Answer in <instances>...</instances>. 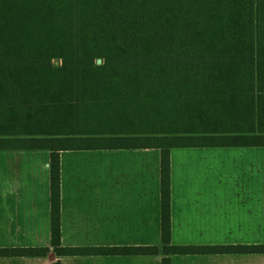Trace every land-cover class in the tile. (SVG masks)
I'll return each instance as SVG.
<instances>
[{
	"label": "trees",
	"instance_id": "trees-1",
	"mask_svg": "<svg viewBox=\"0 0 264 264\" xmlns=\"http://www.w3.org/2000/svg\"><path fill=\"white\" fill-rule=\"evenodd\" d=\"M247 146L264 147V0H0V150L50 152L57 257L264 254L170 245V149ZM138 148L161 151V250L63 247L59 153Z\"/></svg>",
	"mask_w": 264,
	"mask_h": 264
},
{
	"label": "crops",
	"instance_id": "crops-1",
	"mask_svg": "<svg viewBox=\"0 0 264 264\" xmlns=\"http://www.w3.org/2000/svg\"><path fill=\"white\" fill-rule=\"evenodd\" d=\"M63 247L143 248L161 242V151L59 153ZM170 245H264V147L169 151ZM50 152L0 150V249L48 247L0 264H264V254L57 257L50 246Z\"/></svg>",
	"mask_w": 264,
	"mask_h": 264
},
{
	"label": "rangeland",
	"instance_id": "rangeland-1",
	"mask_svg": "<svg viewBox=\"0 0 264 264\" xmlns=\"http://www.w3.org/2000/svg\"><path fill=\"white\" fill-rule=\"evenodd\" d=\"M54 64H55V65H59V62H58V61H55Z\"/></svg>",
	"mask_w": 264,
	"mask_h": 264
},
{
	"label": "water",
	"instance_id": "water-1",
	"mask_svg": "<svg viewBox=\"0 0 264 264\" xmlns=\"http://www.w3.org/2000/svg\"><path fill=\"white\" fill-rule=\"evenodd\" d=\"M97 64H101V60H98V61H97Z\"/></svg>",
	"mask_w": 264,
	"mask_h": 264
}]
</instances>
